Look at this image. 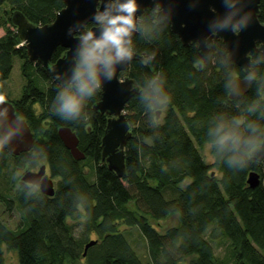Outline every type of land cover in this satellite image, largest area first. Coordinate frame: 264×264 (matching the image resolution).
<instances>
[{"label":"trees","instance_id":"16d2710c","mask_svg":"<svg viewBox=\"0 0 264 264\" xmlns=\"http://www.w3.org/2000/svg\"><path fill=\"white\" fill-rule=\"evenodd\" d=\"M63 6L62 0H0V27L4 28L0 82L9 77L17 57L24 84L20 96L10 101L34 138L27 151L16 155L6 148L0 151V173L9 160L15 168L44 162L50 176L58 178L51 196L39 189L29 196L32 190L22 181L14 198L0 191L5 210L16 207L21 216L15 229L0 219V264H7L5 249L17 252V264H228L215 253L221 239L232 264H264V162L254 160L246 169L233 172L214 158L206 162L200 152L207 125L211 128L216 122L209 120L221 112L238 111L224 91L226 69L221 61L227 49L222 39L214 38L215 46L201 55L196 41L183 44L170 24L157 39L135 33V52L149 65L135 59L119 73L139 86L124 108L131 135L124 150L125 175L120 177L101 159L108 115L92 108L100 92L85 107L87 122H67L54 115L51 105L58 83L40 63L28 60L11 22L12 12L19 10L34 24L50 23ZM151 8L141 15L150 14ZM258 19L264 23V0L259 1ZM64 51L58 46L51 62ZM202 57L207 67L197 71L194 63ZM232 66L241 69L233 61ZM259 67L264 72V63ZM154 72L166 75L173 97L158 128L153 125L149 100L139 95L140 86L149 89ZM256 86L254 82L245 93L244 102L255 96ZM159 114L155 113L157 118ZM60 126L75 132L84 158L71 156L57 133ZM86 165L91 175L85 172ZM253 170L260 182L250 187L246 179ZM171 216L176 217L174 224L163 230L155 226ZM68 218L79 221L71 223ZM122 223L136 227L145 239L147 262L119 228ZM75 224L80 225V234L74 233ZM90 233L96 235L95 242L83 254Z\"/></svg>","mask_w":264,"mask_h":264},{"label":"clouds","instance_id":"9594fccd","mask_svg":"<svg viewBox=\"0 0 264 264\" xmlns=\"http://www.w3.org/2000/svg\"><path fill=\"white\" fill-rule=\"evenodd\" d=\"M165 2L166 9L163 6ZM198 2L199 0H192L190 6L195 7ZM221 3L230 10L209 20L208 35L198 41L199 46L203 43L205 48H211L215 46L214 37L220 33L230 30L235 35L249 26L252 19L250 12L244 11L236 19L237 14L244 9L245 0H221ZM238 4L240 7H237ZM114 9L117 14L113 13ZM139 11L137 0H125L123 3L109 0L104 4L103 10H97L93 14L95 28H90L85 22L69 29V35L75 34L78 43L68 70L55 76L58 85L51 105L54 115L67 122H87L85 107L88 102L102 90L105 81L114 79L118 66H126L133 60V33H139L145 39L160 37L171 22L173 0H152L151 12L147 16L138 17L136 14ZM210 11L215 13L216 9L212 8ZM223 57L221 66L226 69L225 95L235 102L238 111L234 115L221 112L209 120L216 122L211 128L207 125L206 144L217 163L238 172L246 169L254 160L264 158V72L259 67L264 63L261 59L264 57V50L258 49L254 55L249 54L247 65L240 70L232 66L231 52L224 51ZM151 58L155 60V53H152ZM140 63L149 65L145 59H141ZM194 67L197 71H203L207 67L204 58L196 60ZM254 82L257 85L255 96L244 102L245 93L252 89ZM167 83L163 72H154L150 74L149 89L140 86L139 95L149 100L148 108L153 111V125L157 128L162 125L164 114L173 101L172 94L167 90ZM241 102H244L242 108ZM3 104L5 96L0 93V105ZM156 112L160 113L158 118ZM3 125H7V128L0 131V151L26 127L22 116L9 118L6 111L0 108V126ZM44 158L46 159V154ZM16 177L17 173L13 178ZM26 186L32 190L28 193L29 196L39 189V185L31 183ZM26 210L30 211L31 207Z\"/></svg>","mask_w":264,"mask_h":264},{"label":"water","instance_id":"95a60500","mask_svg":"<svg viewBox=\"0 0 264 264\" xmlns=\"http://www.w3.org/2000/svg\"><path fill=\"white\" fill-rule=\"evenodd\" d=\"M259 1L245 0L244 9L237 14L236 19H239L244 11L251 13L252 19L246 29L235 35L229 30L214 37L222 39L227 51L232 54V61L240 68L247 65L249 54L257 52L258 49L264 50V23L258 19ZM108 2L109 0H63L64 6L56 12L53 21L43 25L28 21L21 11L14 10L11 14V22L15 25V31L22 41L21 44L26 47L28 60L40 63L51 80L58 83L55 76L57 73H65L68 70L78 43L75 34L69 35V29L80 23H93V14L97 10H103L104 4ZM117 2L123 3L125 0H117ZM137 2L140 5V11L136 14L138 17L144 9L152 7V0H137ZM191 3L192 0H173L170 29L183 44L196 41L200 54L206 55L208 48H205L203 43L199 46L198 41L208 35L209 20L230 9L225 8L221 0H199L195 7H191ZM163 6L165 9L167 8L166 2ZM237 7L240 5L238 4ZM212 8L216 9L215 13L210 11ZM113 13L117 14L115 9ZM90 28H95L94 23ZM58 46L65 48V51L51 62L53 53ZM135 59H143V56L135 52L133 60ZM128 65L117 67L114 79L104 82L100 91V99L92 106L94 111L108 115L101 137V159L105 160L108 169L113 170L120 177L125 175L124 150L126 141L131 135L124 108L130 97L139 91V86L134 83L131 77L119 76V73L125 70ZM244 87L246 88V85ZM0 108L6 111L9 118L17 116L10 100L5 99V104L0 105ZM25 124L24 131L18 133L7 145L6 149L9 153L16 155L33 146L32 132L26 121ZM6 128L7 125L0 126V131L6 130ZM57 133L74 159L84 158V152L78 147V137L70 127L60 126ZM258 160L264 162V158ZM21 181L39 185V190L43 194L51 196L54 193V183L50 174L46 172L44 164H41L37 170L24 171ZM246 182L250 187L257 186L260 182L259 173L254 170L250 171ZM94 242L95 240L91 239L85 244L83 254Z\"/></svg>","mask_w":264,"mask_h":264},{"label":"rangeland","instance_id":"374dc122","mask_svg":"<svg viewBox=\"0 0 264 264\" xmlns=\"http://www.w3.org/2000/svg\"><path fill=\"white\" fill-rule=\"evenodd\" d=\"M2 34H4V28L0 27V36ZM20 63H21L20 60L17 57H14L13 68L11 70L9 77L6 80L0 82V92L4 94L5 98H8L9 100L18 98L20 96L24 84V78L20 71ZM200 152L206 162L208 163L212 162L213 156L209 148L207 147L206 143L200 148ZM41 163H39L37 166H39ZM28 169L37 170V169H31L27 166L15 168L14 166H12L11 161L9 160L7 166L0 173V191L5 195L14 198L18 189L17 185L19 186V181H21V175L24 171ZM84 170L89 175L92 174L89 166L86 165ZM46 172L49 173L47 167H46ZM15 173H17L16 179L13 178ZM51 178L54 184L58 180L57 177H51ZM0 219L6 222L11 228L15 229L17 226L20 225L21 216L16 207L12 211L8 212L7 210H5L2 202H0ZM68 221L71 223H77L79 220L68 218ZM175 222H176V217L171 216L159 220L158 224L156 223L155 226L159 230H163L165 227L172 225ZM119 228L128 238V240L134 247L136 253L141 258V260L143 262H147L149 259L147 244L143 236L140 234L139 230L136 227L128 226L123 223L120 224ZM74 233L75 234L81 233L80 225L75 224ZM89 237L94 239L96 238V235L94 233H90ZM215 253L218 257L225 260L228 264H232V261L230 260V255H229L230 252L228 246L226 245V242L223 239H221L220 245H215ZM5 261L7 264H17V252L15 250L13 251V250L5 249ZM84 261H85L84 259L81 260V262Z\"/></svg>","mask_w":264,"mask_h":264},{"label":"flooded vegetation","instance_id":"af4514ba","mask_svg":"<svg viewBox=\"0 0 264 264\" xmlns=\"http://www.w3.org/2000/svg\"><path fill=\"white\" fill-rule=\"evenodd\" d=\"M62 1H63V0H62ZM87 24H88L89 27H91V26L93 25V23H91V22H90V23H87ZM124 76H125V75H124ZM7 100H8V99H7ZM41 164H44V165H45V169H46V167L48 168V166H47L46 163H41ZM41 164H40V165H41ZM40 165H39V166H40ZM39 166H35V167L31 168V169H38ZM37 167H38V168H37ZM48 169H49V168H48ZM34 186H35V185H34Z\"/></svg>","mask_w":264,"mask_h":264}]
</instances>
